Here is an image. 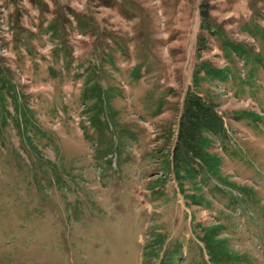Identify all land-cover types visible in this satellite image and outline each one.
I'll return each mask as SVG.
<instances>
[{"label": "rangeland", "instance_id": "rangeland-1", "mask_svg": "<svg viewBox=\"0 0 264 264\" xmlns=\"http://www.w3.org/2000/svg\"><path fill=\"white\" fill-rule=\"evenodd\" d=\"M256 53L264 0H0V74L30 117L4 100L0 264H264ZM203 62L232 77L195 85ZM191 93L223 119L209 150L235 185L197 176L199 205L167 167Z\"/></svg>", "mask_w": 264, "mask_h": 264}, {"label": "trees", "instance_id": "trees-1", "mask_svg": "<svg viewBox=\"0 0 264 264\" xmlns=\"http://www.w3.org/2000/svg\"><path fill=\"white\" fill-rule=\"evenodd\" d=\"M216 32L220 33L217 29ZM223 51L227 57L232 54L236 55L245 64L251 58L250 52L246 47L232 41H224ZM254 60L257 61V64L263 66L264 69L263 60L258 53L254 55ZM252 72L253 69H249L248 81ZM229 77H232L229 67H215L209 62H203L193 72V83L198 85L204 80L224 82ZM15 89L13 83L10 80H6L0 74V114H8V111L4 109V100L7 97H11L13 106L18 112L20 119L22 120L23 118L22 122L19 123L21 129L23 128L22 131H26L27 125L30 122V117L27 113L29 109L19 105V96L15 92ZM184 106L189 115L182 120L183 126L181 133H179L180 139L176 141L170 163L167 164V167L168 169L171 167L181 192H184V182L191 183L192 192L185 193L184 196L187 201L199 205L200 201L198 202V199H203L204 196L201 191L202 184L197 181V176L202 174L201 179H205V177L207 179L213 178L226 186L235 187V185L221 173V156L209 150L213 138L221 139L226 133L222 117L209 108L208 104L197 93H191L187 96ZM242 118L257 122L261 119V116L252 111H237L234 119L238 120ZM237 187L241 190L244 189V187H240L239 185ZM211 235L214 239L217 236V232ZM217 245L219 244L215 242L210 244V246Z\"/></svg>", "mask_w": 264, "mask_h": 264}]
</instances>
